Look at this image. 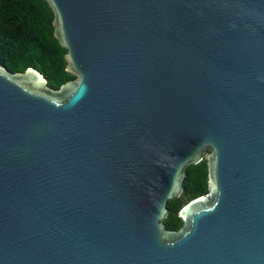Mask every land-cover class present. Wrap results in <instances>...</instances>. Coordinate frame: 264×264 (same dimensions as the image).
<instances>
[{
  "label": "water",
  "instance_id": "95a60500",
  "mask_svg": "<svg viewBox=\"0 0 264 264\" xmlns=\"http://www.w3.org/2000/svg\"><path fill=\"white\" fill-rule=\"evenodd\" d=\"M46 1L76 77L0 65V264H264V0Z\"/></svg>",
  "mask_w": 264,
  "mask_h": 264
},
{
  "label": "trees",
  "instance_id": "16d2710c",
  "mask_svg": "<svg viewBox=\"0 0 264 264\" xmlns=\"http://www.w3.org/2000/svg\"><path fill=\"white\" fill-rule=\"evenodd\" d=\"M53 17L46 0H0V65L10 72L32 67L44 76L49 87L58 89L76 76L66 70L67 49L54 36ZM207 191L203 157L187 166L180 195L167 201L165 227L178 229L182 225L179 210Z\"/></svg>",
  "mask_w": 264,
  "mask_h": 264
}]
</instances>
